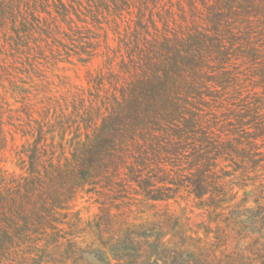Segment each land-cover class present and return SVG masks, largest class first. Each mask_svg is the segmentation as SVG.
<instances>
[{
	"label": "trees",
	"instance_id": "trees-1",
	"mask_svg": "<svg viewBox=\"0 0 264 264\" xmlns=\"http://www.w3.org/2000/svg\"><path fill=\"white\" fill-rule=\"evenodd\" d=\"M75 57L88 88L48 76ZM17 135L0 264H264V0H0Z\"/></svg>",
	"mask_w": 264,
	"mask_h": 264
},
{
	"label": "rangeland",
	"instance_id": "rangeland-1",
	"mask_svg": "<svg viewBox=\"0 0 264 264\" xmlns=\"http://www.w3.org/2000/svg\"><path fill=\"white\" fill-rule=\"evenodd\" d=\"M111 44L115 47L116 41L113 40L114 34H110ZM104 59L102 57H96L88 63L81 62L78 58H73L70 62H60L53 70L48 72V76L51 80L55 81L56 84L61 85L65 83L67 87H89V77L91 74H95L104 65ZM59 76V77H58ZM1 90H3L1 88ZM11 103H15L13 98H10ZM37 101V100H36ZM20 103H15L14 107H20ZM36 109L41 110V105L38 104ZM38 117V114H36ZM23 139L20 135H17L14 141H10L7 149L0 153V166L4 167L9 172L21 173V169L17 163L16 150L20 148L23 143ZM186 204L183 203L181 206L178 204H173V208L177 211L181 209ZM77 208H81L83 216L85 218H92L99 211V206L94 202L93 199L82 200ZM152 213V212H150ZM187 216L189 217V224L193 228H196L197 224L203 221L205 218L202 216L201 211L198 209L188 208Z\"/></svg>",
	"mask_w": 264,
	"mask_h": 264
}]
</instances>
